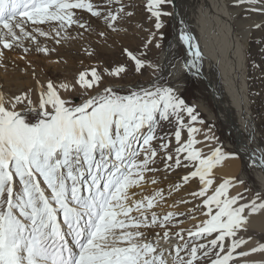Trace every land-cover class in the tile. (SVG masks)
Wrapping results in <instances>:
<instances>
[{
    "label": "snow or ice",
    "instance_id": "obj_1",
    "mask_svg": "<svg viewBox=\"0 0 264 264\" xmlns=\"http://www.w3.org/2000/svg\"><path fill=\"white\" fill-rule=\"evenodd\" d=\"M113 3L118 7H111ZM166 3L171 0H147L145 5L161 39V18L172 15L163 10ZM235 4L264 13V0H235ZM108 5L102 8L97 0H0V58L4 50L24 39L35 41L34 32L49 36L39 27L45 23L56 22V36L72 25L90 29L77 10L103 19L114 32L119 31L118 21L135 16L123 0H108ZM252 27L264 31V23ZM156 32L144 40V49L153 45ZM179 38L200 58L194 37L181 31ZM155 46H160L158 41ZM121 52L140 75L159 67L146 51L137 54L125 47ZM104 71L119 77L128 69L120 65ZM153 75L155 80L148 87L137 85L126 92L112 86L101 88L103 73L96 68L81 71L71 83L37 79L34 87L18 94L6 97L0 92V264H237V258L264 256V243L238 251L252 239L239 233L247 231L250 216L264 213V195L257 192L251 199L243 193L230 195V188L244 183L235 177L214 186L213 170L238 153H225L217 144L207 154L209 145L196 138L201 129L194 125L204 123L199 113L174 88L160 83L162 75ZM75 92L80 94L78 103L71 98ZM162 121L175 122L174 153L169 151L171 139L157 134ZM184 129L186 139H182ZM211 140L218 138L204 135V141ZM154 141L160 142L158 147ZM161 151L166 169L193 166L181 181L198 179L200 190L190 195L204 198L207 218L187 235L207 243L185 241L174 250L164 249L161 240L175 235L183 241L184 230L169 228L175 213L160 217L152 211L164 199L163 191L131 199L135 193L130 189L141 187L146 173L159 171L151 165ZM256 159L264 170V150ZM151 183L156 184V179ZM155 228L162 229L153 232L159 239H149L143 229ZM243 264H264V259H246Z\"/></svg>",
    "mask_w": 264,
    "mask_h": 264
},
{
    "label": "rangeland",
    "instance_id": "obj_2",
    "mask_svg": "<svg viewBox=\"0 0 264 264\" xmlns=\"http://www.w3.org/2000/svg\"><path fill=\"white\" fill-rule=\"evenodd\" d=\"M193 1V0H192ZM202 0H194V5L201 3ZM100 6L108 7V0H97ZM197 2V3H196ZM147 0H123V4L127 7L128 11H134L135 16L130 20H121L115 25L119 31H112L106 28L103 19L92 17L89 13L82 10H77V15L81 18L82 22H88L91 24L90 29L79 28L77 25H72L67 28L66 31H61L59 36L55 34L56 22L45 23L39 25V27L50 33L49 36H40L38 32L33 34L36 36V40L30 39L22 40L18 45L14 46L11 50H4L5 55L0 58V92H5L7 95L18 94L21 90L34 87L36 80H40L42 83L51 79L57 83L60 82H74L81 71L90 70L96 68L98 71L103 73V82L101 88L104 86H112L114 88H123L126 92L128 89L134 86L148 87L151 81L155 80V76L149 72L150 69L145 70L143 75L136 73L133 70V65L129 61L126 55L121 52L122 48H132L134 53L137 50L146 51L148 58L153 61L155 65L159 62L161 52L169 46L177 23L173 21L174 5L173 0L171 3H166L163 6L165 12L172 13L170 16H163L161 19L164 22V27L160 29L163 32V38H160V33L156 32L154 28V18L149 20L150 15L146 11ZM111 7L116 8L118 5L112 4ZM229 8L232 12L239 10L236 15L234 24L236 29L243 30L244 26L254 21H260L264 19V13L254 12L250 7L236 6L235 1L229 4ZM242 9V10H241ZM262 22V21H261ZM264 23V22H262ZM177 30V29H176ZM29 31H32L30 28ZM104 31L105 37H101L99 32ZM150 32H156V40L153 45L149 46L148 49H144L143 42L149 36ZM57 40L60 42L57 43ZM159 42V47H156V42ZM264 31L253 28L252 34L249 40V46L245 51L246 58V69L249 84V98H250V110L257 127V135L260 136L261 144L264 148ZM19 47V48H18ZM39 48H47V53L39 51ZM27 48L29 51L26 53L24 49ZM134 48V49H133ZM136 48V49H135ZM131 50V49H130ZM92 53V55H89ZM9 62V63H8ZM8 65V66H7ZM124 65L128 71L126 74H121L119 77L109 76L105 69L112 70L117 66ZM33 71L35 76H33ZM158 71L157 68L152 69V72ZM158 74V72H157ZM165 84V79L160 81ZM199 77L192 79L190 84L186 87L183 95H179L184 99L188 106L195 108L196 112L199 113V119L202 120L203 124H195L194 126L201 129L200 134L197 135V139L209 145L205 148V152L210 154V149L217 144L222 146V150L225 153H238L237 156H230L229 158L222 161L221 164L213 170L216 178L215 185H218L222 179L235 177L238 180L244 181L243 184H236L235 187L230 188V195H237V193H243L246 199H251L257 192L264 195V192L260 190V183L256 179V172L252 167L247 165V159L245 155L241 154L238 147L239 142L236 137L230 133L224 123L219 119L218 114L216 120H211L207 114H205L199 104H207L208 101L201 96L202 86ZM8 92V93H7ZM200 94V95H199ZM75 102L80 101L79 92H75L71 97ZM33 99H35L33 97ZM185 123H188V118L185 115ZM175 131V122L169 123L168 121H162L161 126L157 130L158 135H166L171 139L169 145V151H173L176 147L175 138L172 135ZM215 136L218 140L204 141V135ZM187 138V130L182 131V139ZM159 141H154V146L159 145ZM251 147V144H247ZM203 144L197 145L202 147ZM187 163V162H185ZM235 163L241 165V173L235 174ZM162 166V167H160ZM151 167H159L161 171L148 172L157 177V183H150L149 187H156L153 191L162 190L164 199L160 202L159 206H156L152 211H155L160 217L167 214L168 212L175 213L174 219L171 221L169 228L172 232L175 229H183L184 240H180L178 237H171L170 240H161L160 244L164 249L174 250L175 246L182 244L185 241L190 243H207V240L197 238L193 240L187 235L189 230H194V225L199 224L201 221L206 219L205 213L207 209L203 207L204 198H196L190 195L192 192H198L200 190V183L198 179L191 180L188 183H183L181 177L187 175L190 170H194L192 165L188 168H165L164 153L161 151L160 155L156 158V163ZM244 175L248 176L246 180ZM173 185H179L178 188L174 189ZM239 185H241L239 187ZM140 188V193L148 192L145 189ZM249 189V191H245ZM212 194V189H209L208 195ZM186 201V203H180V201ZM172 202L179 206L180 209L177 212L173 210H160L166 203ZM213 211L215 212V206L213 205ZM132 215H138L136 212ZM195 217V219H193ZM241 231L239 233L244 239L249 236L252 239H258L259 243H264V235L253 233L252 231ZM162 230V229H161ZM149 239L156 240L159 237L154 235L148 236ZM211 239V237L209 238ZM230 243V241H227ZM249 243V242H248ZM257 245V244H256ZM254 245V246H256ZM171 246V248H170ZM245 250L244 246L238 251ZM168 254L167 252L165 253ZM183 255V253H182ZM256 260L252 258V255L246 258H237V264H243L244 260Z\"/></svg>",
    "mask_w": 264,
    "mask_h": 264
},
{
    "label": "bare ground",
    "instance_id": "obj_3",
    "mask_svg": "<svg viewBox=\"0 0 264 264\" xmlns=\"http://www.w3.org/2000/svg\"><path fill=\"white\" fill-rule=\"evenodd\" d=\"M173 1H176V10L173 11L172 19L177 23V30L175 29L169 46L161 52L157 64L158 71L155 73L158 72V75H162L166 82L165 86L174 88L178 95H183L192 79L199 77L203 89L201 96L208 103H201L198 107L211 120H216V114H218L226 128L236 137L240 153L245 155L247 165L255 170L256 179L260 183L258 188L264 192V170L258 166L256 159L264 148L260 136L257 135L256 123L250 110V87L245 58V51L249 46L253 30L252 25L262 23L264 19L248 23L240 31L234 24L239 10L232 12L229 8V4L235 0H202L201 3L196 2V6L194 0ZM246 7L251 8L250 5H246ZM181 31L194 37V43L201 52L200 58H195L192 54L194 49L184 44L179 38ZM130 49L132 50V48ZM137 52L139 53V49ZM149 72L154 76L152 69ZM34 98L36 99L35 96ZM247 144H251V147ZM245 147L248 151H245ZM252 151H255V156L251 155ZM153 168L158 169L159 167ZM241 168V165L235 163V174L241 173ZM151 174H145V181L141 187L130 189V193H135L134 196H131L132 200L148 196L156 189V187L148 188L152 178H155L156 181L158 179ZM244 177L246 180L248 179V176L244 175ZM143 187L148 188L145 189L148 192L140 193L143 190L140 188ZM161 201L159 200L157 206ZM173 205L172 202L169 205L166 203L160 210L167 209L174 212L182 210L176 204ZM247 228H250L248 230L253 233H257L258 236L264 235V213L250 216ZM143 230L148 236L153 235V232H162L160 228ZM180 230L177 228L174 232ZM171 237L177 236L172 235ZM258 243V239H251L244 248L247 250ZM252 258L258 261L264 259V256L257 253L252 254Z\"/></svg>",
    "mask_w": 264,
    "mask_h": 264
},
{
    "label": "water",
    "instance_id": "obj_4",
    "mask_svg": "<svg viewBox=\"0 0 264 264\" xmlns=\"http://www.w3.org/2000/svg\"><path fill=\"white\" fill-rule=\"evenodd\" d=\"M173 5H174V9L176 10V1H173ZM177 15V13L175 12V16Z\"/></svg>",
    "mask_w": 264,
    "mask_h": 264
}]
</instances>
